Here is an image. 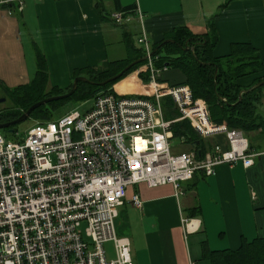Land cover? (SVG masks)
Segmentation results:
<instances>
[{"label": "crops", "instance_id": "0c3cea01", "mask_svg": "<svg viewBox=\"0 0 264 264\" xmlns=\"http://www.w3.org/2000/svg\"><path fill=\"white\" fill-rule=\"evenodd\" d=\"M116 1L130 9L119 11ZM113 12L123 14L121 22L110 19ZM211 22L217 35L214 58L227 57L233 44H248L261 55L262 71L240 78L238 85L247 89L264 80V0H22L20 12L15 0H0V87L12 90L33 79L34 45L46 60L48 88L65 91L75 70L90 68L103 73L110 63L124 60L119 59V49L112 55L107 44L112 40L126 46L130 39L133 49L140 37L154 44L179 27L196 36L205 35ZM146 70L147 65L122 80L134 76L131 93L117 92L115 87L122 81L112 92L126 98L146 97L140 89L144 83L140 73ZM184 81L178 70L159 74L163 85ZM262 92L257 114L264 121V87ZM146 98L152 99V94ZM255 132L264 139L263 131ZM202 144L205 151L213 145L228 147L222 134L204 139ZM183 145L188 152L195 150L184 143L173 144L172 152H185L180 151ZM250 146V152L258 154L253 166L244 168L237 162L219 165L212 176L196 172L183 184L180 196H175L170 185L129 187L114 226L118 236L130 239L132 263L207 264L202 261L204 250L235 251L243 241L264 238V147ZM135 195L142 202L140 208L129 202ZM105 249L113 256L111 243Z\"/></svg>", "mask_w": 264, "mask_h": 264}, {"label": "built area", "instance_id": "2783aa9c", "mask_svg": "<svg viewBox=\"0 0 264 264\" xmlns=\"http://www.w3.org/2000/svg\"><path fill=\"white\" fill-rule=\"evenodd\" d=\"M15 1L20 12L22 0ZM110 19L121 22L123 14L113 12ZM137 43L148 56L152 99L111 90L83 115L70 112L34 124L19 141L0 133V264H133L130 239L118 236L114 226L129 187L170 185L180 196L196 172L212 176L222 164L253 166L258 154L250 152L244 134L214 124L189 86L160 84L167 68H153L145 36ZM165 96L178 119L164 118ZM182 120L201 140L224 135L228 147L213 145L201 159L195 151L173 153L171 127ZM129 202L142 205L137 195Z\"/></svg>", "mask_w": 264, "mask_h": 264}, {"label": "trees", "instance_id": "16d2710c", "mask_svg": "<svg viewBox=\"0 0 264 264\" xmlns=\"http://www.w3.org/2000/svg\"><path fill=\"white\" fill-rule=\"evenodd\" d=\"M115 5L121 12L130 8H122L116 1ZM102 13V10L100 9ZM217 43V35L212 22L209 31L202 36L193 35L187 28L179 27L164 35L163 39L151 44V62L155 70L163 68L178 70L185 77L180 86L186 85L191 89L193 98L205 101L210 120L216 125H225L228 129L239 130L243 134L257 130L264 132V121L257 114V108L263 98V87L245 92L238 85L242 77L253 75L262 71V59L259 51L248 44H233L230 54L224 58H214L212 51ZM126 47L130 50V57L125 60L112 62L106 72L96 73L93 69L84 68L75 70L72 74V82L77 77H86L92 82L78 83L76 91L63 100L47 103L34 110L28 120L45 123L53 120L55 110L66 101L87 103L100 95L111 91L112 87L125 79L131 73L147 65V60L134 65L124 72L117 80L101 85V83L117 76L130 63L145 56L144 50L130 49V39L126 41ZM36 55V72L33 79L26 85L18 86L5 91L12 97L16 108L0 111V124L13 121L26 112L33 104L53 96H60L69 92L70 86L61 91L57 88H48V70L46 60L41 51L34 45ZM150 71L140 73L144 83H149ZM133 77L119 83L116 87L127 81L135 82ZM159 81V80H158ZM264 80L258 81L260 83ZM255 83V84H257ZM254 84V85H255ZM115 87V88H116ZM252 87V86H251ZM241 94V95H240ZM151 99V98H148ZM164 118L173 120L179 117L173 100L165 96L160 100ZM173 139H183V143L191 144L195 152L205 154L202 140L191 128L187 120L176 122L172 125ZM6 139L12 141L21 140L14 134L3 130ZM249 147L251 149L250 143ZM251 151V150H250ZM202 261L207 264H264V238H257L251 242L243 241L235 250L209 251L204 250Z\"/></svg>", "mask_w": 264, "mask_h": 264}, {"label": "rangeland", "instance_id": "374dc122", "mask_svg": "<svg viewBox=\"0 0 264 264\" xmlns=\"http://www.w3.org/2000/svg\"><path fill=\"white\" fill-rule=\"evenodd\" d=\"M120 32L122 31V29H118ZM108 48L111 50L112 49V55H113V51L116 49H119L118 54H119V59H128L130 57V50L122 43L117 44L115 43L113 40L108 42ZM133 45L136 49H141L140 45L137 44L136 41L133 42ZM121 48V49H120ZM121 50V51H120ZM84 77V76H83ZM142 80V78H141ZM143 81V80H142ZM134 85H136L135 83L131 82V81H127L125 83H123L122 85L116 87L115 89L117 90V92L119 93H126L129 92L131 93ZM141 93L145 94L146 97H151V89L148 87L147 83H143L141 85ZM144 96V95H143ZM0 99H5V101L3 103L0 104V110H9V109H14L16 108L14 106L12 97L10 96V94H8L3 87H0ZM92 101H89L87 103H76L74 101H66L64 102L62 105H60L54 112V116L53 119L54 120H59L62 117H64L65 115H67L70 112H78L80 115H83L84 113H86L90 108ZM263 113L261 112V114H264V108L262 109ZM34 124H37V122L31 121V120H27L26 122L16 126V137H24L25 132ZM3 130H0V133L3 134L2 132ZM7 131V130H6ZM14 134V133H11ZM258 135L256 132L255 133H251V134H245L246 139H248V141L254 146H260V148H263L264 145L262 144V141L264 140L263 138L259 139ZM262 140V141H261ZM179 139H175L173 140L171 143L172 144H179ZM261 142V145H259ZM187 145H183L180 149V151H185L188 152L186 150ZM107 250H109V245L106 246Z\"/></svg>", "mask_w": 264, "mask_h": 264}, {"label": "water", "instance_id": "95a60500", "mask_svg": "<svg viewBox=\"0 0 264 264\" xmlns=\"http://www.w3.org/2000/svg\"><path fill=\"white\" fill-rule=\"evenodd\" d=\"M153 53L154 52H151L150 53V57L153 56ZM148 58V56H144L143 58L141 59H138L136 61H133L132 63H130L126 68H124L122 70V72H120L117 76L101 83V85H105L107 83H110V82H113L115 80H117L118 78L121 77V75L128 71L131 67H133L134 65L136 64H139L141 62H144L146 61ZM78 83H89V84H92V82L90 80H88L86 77H77L73 80L72 82V85H71V88L69 90V92H67L66 94H63V95H60V96H53V97H49V98H46L44 100H41L35 104H33L26 112H24L20 117H18L17 119L13 120V121H10V122H6V123H2L0 124V130H7V132H9L10 134L14 132V127L15 126H18L24 122H26L29 118H30V115L31 113L36 110L37 108L47 104V103H50V102H54V101H58V100H63V99H66V98H69L77 89V84ZM264 86V81L260 82V83H257L255 85H253L252 87H250L249 89H247L245 92H249V91H252L254 89H257V88H261ZM241 95V94H240ZM5 101V99H0V104L3 103Z\"/></svg>", "mask_w": 264, "mask_h": 264}, {"label": "bare ground", "instance_id": "6f19581e", "mask_svg": "<svg viewBox=\"0 0 264 264\" xmlns=\"http://www.w3.org/2000/svg\"><path fill=\"white\" fill-rule=\"evenodd\" d=\"M152 57V56H151ZM151 89V88H150ZM152 90V89H151ZM152 92V91H151ZM207 151H205V153H206ZM204 156V155H203ZM203 156H201L200 155V151H198L197 153H196V157L198 158V159H201Z\"/></svg>", "mask_w": 264, "mask_h": 264}]
</instances>
